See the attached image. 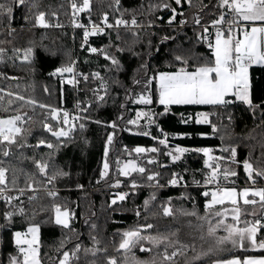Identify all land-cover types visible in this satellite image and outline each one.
<instances>
[{"label":"trees","instance_id":"1","mask_svg":"<svg viewBox=\"0 0 264 264\" xmlns=\"http://www.w3.org/2000/svg\"><path fill=\"white\" fill-rule=\"evenodd\" d=\"M34 3L37 5V13L45 11L49 15L57 14L58 19L63 22L69 18V7L65 0H26L23 5L14 0H0V5L12 8L9 15H0V96L3 97L0 112L6 117L21 115L24 118L25 123L21 127L25 132L21 140L26 144L23 148L12 146L8 157L0 153V161H3L0 166L8 169L9 189H12L7 191L8 195L17 192L19 188L26 189L28 183L33 185L36 189L34 192L37 193L34 201L29 200L33 195L32 191H27L20 200H14L12 205L0 203V225H3L0 227V264H9L10 258L19 255L14 243V233L24 232L30 225L40 227L41 264H59L63 253H72L77 246L81 251L76 253L78 258L71 259L70 264H108L111 258H115L117 264H133V258L143 264H152L153 261L155 264H212L213 257L192 263L188 261L200 244L193 239H184L187 224H191L190 221H203L179 215L181 209L195 210L201 216L206 215L205 204L208 197L202 195L204 191H208L204 188L203 179L206 170L205 156L189 151L178 163H166L164 167H160L158 163L155 166V163L148 164L144 155L139 162L134 149L161 147L166 151L176 146L188 149L211 148L228 160L232 159L230 153L222 149L235 147L236 162L224 163L222 166L237 172V176L230 178V181H235L230 184L237 188L249 185L243 168L244 161L252 163L254 168L264 169V67H252L250 70L251 95L255 108L229 98L233 102L227 106L171 105L170 111L165 115L164 106L158 103L156 82L153 80L146 87L149 78L161 72H175L180 67H187L192 71L197 64L212 61V50L202 39V29L227 9L217 7L218 0H192L191 5L186 0H182L181 5H176L175 0H120L119 9L115 0H93L91 19L94 24L100 23L107 14L109 23H114L119 17L135 18L140 26L134 29H107L104 34L91 40L95 47L102 48L120 61V68L116 69L104 57L89 56L84 50H80L82 31L69 35L58 29L50 32L21 29L26 24L35 23V18H27L33 15L36 8L33 7ZM164 4H168L169 8H163ZM173 8L178 15L169 25ZM196 18H199V24L194 22ZM34 37L43 39L44 44L35 49L31 62L24 61V52L30 47L29 42ZM164 37L169 39L164 40ZM118 48L123 51H117ZM177 55L185 57L188 64L182 65L176 61ZM72 63L75 72L96 70L102 74V79L79 81L73 87L61 82V78L50 75L57 68L73 65ZM9 77H16V80ZM136 81L140 83L137 84ZM102 83L106 85L107 91L101 86ZM4 91L13 93V96L4 94ZM142 94L151 96L150 105L135 102ZM16 95L23 96L24 100L15 99ZM100 96L104 99L100 100ZM9 100L12 101L11 106L8 104ZM28 100L36 103L29 104ZM76 102H81L86 108L81 115L82 119L72 136L67 140L61 138L57 141L43 129L48 109H42L39 105L63 109ZM5 108L8 110L3 111ZM142 110L152 115L154 123L142 120L140 127L134 128L128 121ZM201 113L210 116V123H195V118ZM184 120L189 122L184 123ZM47 122L58 127L50 119ZM113 123L117 125L116 129L108 126ZM80 124L85 125L84 129L80 128ZM213 127L216 128L215 132ZM144 131H148L150 135L139 134ZM165 133L168 148L158 142ZM109 134L114 135L112 144L108 146ZM40 140L56 147H35ZM106 147L110 150L107 157L104 155ZM105 158L111 170L117 159H123L136 160L146 168V172L117 178L110 172L101 179ZM34 161L47 163L49 176L61 170L67 175L58 176L49 184ZM154 173H159L158 181H148L147 175ZM174 174L185 176L188 186H166ZM13 179L16 180L15 185L11 183ZM133 181L137 184L136 188L131 186ZM117 182L120 185L113 186ZM157 182L161 186H156ZM255 185L264 187V179L256 177ZM48 191H54L56 196H49ZM117 194H127L126 199L119 201ZM153 196L157 201L155 207L152 204L154 200L151 199ZM113 199H117L116 204L111 203ZM145 201H149L147 206ZM169 201L177 212L174 217H165L161 211V205L168 204ZM57 205L73 214L70 228L65 229L54 223ZM16 206L23 207L25 215L14 216L9 224L3 214ZM137 212L140 214L137 215ZM154 212L155 215L150 216ZM148 224L153 227L140 231V227ZM130 230H138L141 235L152 237L168 235L178 230L177 236L171 239L187 245V249H178L182 254L177 255L178 258L173 261H164L162 256L165 247L168 252H172L173 247L168 244L154 247L148 240L140 241L130 252L118 251L122 233ZM183 231L185 232L182 233ZM259 236L264 239V229ZM141 247L150 251H141ZM85 249H94L96 254H86ZM253 255L264 256V251L240 252L243 257ZM229 256L231 255L228 253L216 258L224 259Z\"/></svg>","mask_w":264,"mask_h":264},{"label":"snow or ice","instance_id":"2","mask_svg":"<svg viewBox=\"0 0 264 264\" xmlns=\"http://www.w3.org/2000/svg\"><path fill=\"white\" fill-rule=\"evenodd\" d=\"M15 3L19 5L25 4L26 0H14ZM186 2L191 5L192 0H186ZM182 0H175L176 5H181ZM120 0H115V5L119 9ZM37 5L34 3L33 7ZM157 7H160L159 5ZM217 7L221 9H227L226 12H222L217 19L212 21V27L216 28L214 35V40L208 41V47L212 50V56L214 59L212 61H206L204 63L197 64L195 69L189 71L187 67H180L175 72H161L155 77L149 78L146 82V87L151 85L153 80L156 82L158 87V102L160 105L164 106V113L167 114L170 111L171 105H213V106H227L233 101L228 99L229 97H234L236 100L248 105L251 108L256 106L252 102L251 89L252 83L250 79L249 70L254 65L264 67V0H218ZM71 8L73 14L85 13L91 11V0H82L81 3H77L76 0H72ZM163 8H169L168 4H164ZM172 16L168 20V24L171 25L175 20L178 13L176 9H171ZM12 12V8H5L4 5H0V15H9ZM231 14V19H227L228 15ZM53 15H55L53 13ZM183 15V13H179ZM196 24L200 23L199 18L194 21ZM75 23V27L83 28V44L88 43L89 37L104 34L105 28H119L128 27L129 25L138 27V22L135 18L130 21L123 18L115 19L114 23H109L108 15L105 14L102 18L101 25L92 24L91 27H86L81 23ZM184 23V22H182ZM34 26L41 28H48L53 25L49 23L46 19V13L38 12L35 15ZM60 27L61 25H55ZM220 26V27H217ZM204 33H208V28L203 29ZM164 40L169 39V37H164ZM207 39V36L204 37ZM91 53H97L98 51L103 54L104 59L111 62V65L116 69L120 68V61L115 56H110L103 49L98 50L95 47H91ZM117 51H123V49H117ZM2 54V50H0ZM55 55V53H51ZM33 57V49H26L24 52V61L31 62ZM175 60L180 62L182 65H187L188 60L181 56H175ZM64 73H74V67L72 65L57 68L54 72L50 73L52 76L60 75L63 77ZM94 76L98 79H102L99 73H95ZM9 79H14L9 77ZM85 80L88 79L87 76L84 77ZM69 83H74V80H69ZM137 84L140 81H136ZM105 91H107L106 85L102 83L101 85ZM47 92V89H45ZM8 96H13V93L8 92ZM15 99L24 100L23 96L16 95ZM100 100L104 97L100 96ZM3 97L0 96V101ZM138 104L150 105L152 99L150 95H140L136 101ZM27 103L35 104L33 100H28ZM9 106H11L12 101H8ZM40 108L48 109V117L52 121H56L58 127L53 126V124L48 123L47 120L43 122V129L50 133L53 137L60 141L61 138L67 140L69 138L70 132L74 129L68 127L71 125L72 120H80L81 117H72L67 111L61 114V110L51 107L49 105L40 104ZM79 107V105H77ZM8 109H3L7 111ZM141 117H145L149 120V123H154L152 115L146 112H138L137 119L128 121L129 124L140 127L138 121ZM191 118H189L190 120ZM189 120H184V123L189 122ZM100 123V121H96ZM25 123L24 118L21 115H15L7 119L0 118V153L4 157L10 155V149L12 146H17L18 148H23L26 146L22 142L21 138L25 129L21 125ZM195 123H210L208 116L206 114H198L195 118ZM109 127L116 129L117 125L115 123L108 125ZM85 125L80 124V128L84 129ZM67 129V130H66ZM213 131L216 128L213 127ZM145 136L150 135L148 131L139 133ZM113 135L109 134L107 136V144L111 145L113 142ZM167 134H164V138L159 139V144L164 145L168 148ZM45 146L49 149L56 147L52 143L46 142L45 140H40L35 147ZM137 154L144 153L146 151H151L153 153L157 152L158 149L153 147L151 149H145L142 147H137L134 149ZM189 151H196L202 153L205 157H208L204 161L205 168L209 169V173L206 175L204 183L206 185H215V190L209 192L204 191L202 195L204 197H210L205 204L206 215L201 216L195 210L186 211L179 210V215L196 217L198 220L205 221L208 224L207 235L209 237L215 238L216 247L222 246L224 244H231L233 248H239L242 250H247L249 248L253 250H264V239L258 240V233L261 229H264V188H256V177L264 179V169L254 168L253 164L249 161L243 162V168L246 173L247 181L251 183L252 187H245L238 190L235 187H224L220 185L219 180L223 178L224 181H229L235 183V181H230L231 177L237 176V172L230 167H224L220 163L224 161L225 157L212 156L211 149L199 148V149H188L184 147H176L174 150L168 151L165 154L171 157L173 162L181 159L184 153ZM222 151L229 152L230 159L228 163H235V157L237 155L236 148H224ZM105 157L108 156V149L105 148ZM211 161V162H210ZM36 168L42 175H45L47 182L50 184L58 176L67 175L66 172L57 171L55 174L49 176L47 173L48 164L42 161H34ZM3 161H0L2 164ZM119 163V162H118ZM148 164L156 163L154 159H149ZM120 174L124 177H129L132 173L144 174L146 168L137 164L134 160H129L123 164V167L119 169ZM109 172V163L107 159L103 163V170L100 173L101 179L105 178ZM8 169L0 166V199L4 200L8 205H12L14 200H20V197L24 195L25 191H36L31 183L27 184V188H19L18 196L6 195V191H11L9 189V181L7 177ZM159 173L147 175L148 181H158ZM182 177L178 174H174L173 178L169 181L172 186L178 185ZM13 185L16 184V180L11 181ZM199 183V182H197ZM118 187L119 182L116 185ZM132 188H136L137 184L135 181L131 184ZM156 186H161L158 184ZM47 194L51 197H55L56 193L54 191H48ZM127 194H117V199L123 201L126 199ZM186 198V197H185ZM258 198V199H257ZM35 199L34 196H30L29 200ZM117 199L111 201L112 204L117 203ZM155 200L156 197H151ZM149 201H145L147 206ZM260 205V211L255 210V206ZM247 206H253L249 209ZM161 211L165 217H174L177 212L170 206V201L168 204L161 205ZM4 219L10 224L16 215H25V209L23 207H14L12 211H7L4 214ZM139 215V212H137ZM247 216H253L260 218L257 219H246ZM73 214L67 209L62 210L61 206H55V216L54 223L65 229L70 228V220ZM209 217L215 218L216 223L213 224ZM230 221V222H229ZM3 227V225H0ZM153 225L148 224L145 226L146 229H151ZM202 227V225H201ZM223 230L226 235L216 236L217 231ZM39 225H30L26 232L15 233V243L17 246L18 256L10 258L9 264H41L39 259ZM178 234V230L171 232L168 235H162L158 237L143 236L138 230H130L122 233V240L118 246V251L123 250L125 252H130L137 244L142 240H148L153 244L154 247H159L161 244H168L173 247L172 252H168L167 247H165L162 256L164 261H173L174 257L182 254L178 249H183L187 245L180 244L178 240L173 241L171 237H175ZM201 239H204L201 236ZM178 246V248H177ZM194 247V246H193ZM141 251H150L144 247L140 248ZM213 249H209L211 252ZM79 246L75 248L72 253L64 252L63 258L59 261V264H70L71 259L78 258L76 253L80 252ZM85 253L91 252L92 255L96 254L94 249H85ZM207 255L208 253H204ZM108 264H117L115 258H111ZM133 264H143V262L133 258ZM155 264V261L152 262ZM215 264H264V257L261 258H244L243 260L239 258H232L228 260H218Z\"/></svg>","mask_w":264,"mask_h":264},{"label":"rangeland","instance_id":"3","mask_svg":"<svg viewBox=\"0 0 264 264\" xmlns=\"http://www.w3.org/2000/svg\"><path fill=\"white\" fill-rule=\"evenodd\" d=\"M65 2H67V4H68V7H69V18H68V20L66 21V22H63V21H61L60 19H58V16H57V14H55V15H49L47 12H45V11H42V12H44V13H46V19L49 21V23L51 24V25H53V26H51V27H48V28H41V27H38V26H34V24H31V23H29V24H26L24 27H21V29H25V30H28V31H31V32H34V29L35 30H38V31H40L41 29H42V32H47V31H53V30H55V29H58L59 31H63V33H65V34H69V35H72L73 33H75V31H82L81 33H82V38H83V32H84V29L83 28H77V27H75V23L74 22H76V23H81V24H83V25H87L88 23H89V20H91L92 22V24H93V20L91 19V13H92V11H93V0H91V11L90 12H85V13H78V14H73V11H72V8H71V3H72V0H65ZM76 2L79 4V3H81L82 2V0H76ZM29 11L27 10V13H28ZM36 13H37V7L35 8V10L33 11V15L30 17V16H27V18L28 19H33V18H35V15H36ZM81 20V21H80ZM27 20H24V22H26ZM101 21H102V19H101ZM101 21H100V23H97L98 25H100L101 24ZM34 22H35V20H34ZM85 23V24H84ZM61 25L60 27H56L55 25ZM138 27H140V26H138ZM114 29H117V30H122V29H120V28H114ZM58 30H56V31H58ZM107 30V28L105 29V31ZM99 36H101V35H96V36H92V37H89V40H88V43L86 44V45H84L83 44V41H81V43H80V50H84L85 51V53L87 54V55H89V56H97V57H104L103 56V54L102 53H100L99 51L97 52V53H91L90 52V48L91 47H95L94 45H93V43L91 42V40H93V39H96L97 37H99ZM30 43V47H28L27 49H29V48H31V49H33V56H34V52H35V49L37 48V47H40L41 45H43L44 44V40L43 39H38V38H33L32 40H31V42H29ZM95 48H97V47H95ZM98 50H100V49H102V48H97ZM67 54V53H66ZM69 55H71V53L69 52ZM73 65V67H74V63H72ZM76 71V69H75V67H74V73H80V72H75ZM89 72H99V71H96V70H92V71H89ZM73 73V74H74ZM100 73V72H99ZM101 74V73H100ZM54 77H56V76H54ZM100 77H102V74H101V76ZM14 78V77H13ZM60 78V77H59ZM98 79V78H97ZM13 80H16V77L13 79ZM70 79H69V77H68V80H67V83H68V81H69ZM61 82H63L64 84H66V82H64L63 80H62V78H61ZM68 85V84H67ZM156 87H157V85H156ZM4 94H7L8 92L7 91H4L3 92ZM157 93H158V87H157ZM159 103V102H158ZM40 109V108H39ZM41 110V109H40ZM61 110V109H60ZM138 112H146V111H138ZM137 112V113H138ZM137 113L135 114V116H134V118L132 119V120H134V119H137ZM147 113V112H146ZM12 117V116H11ZM0 118H4V119H7V118H9V117H6V116H4L1 112H0ZM208 119H209V121H210V116H208ZM48 121V119H47V117H45V119H44V121ZM142 120H148L147 118H145V117H141L140 119H139V121H138V123H139V125H140V122L142 121ZM50 121H52V120H50ZM149 121V120H148ZM55 123H56V121H54ZM48 123H51V122H48ZM203 124V123H202ZM205 124H208V123H205ZM24 125V124H23ZM132 125V124H131ZM22 126V125H21ZM132 126H134V125H132ZM134 128H136V126H134ZM164 138V137H163ZM168 143V142H167ZM109 146V145H108ZM1 147V146H0ZM171 147V146H170ZM176 147H179V146H176ZM176 147H174V148H172V149H170L169 148V150H166V151H163L162 150V148L161 147H156L157 149H158V151L157 152H155V153H153V152H148V151H146V152H144V153H141V154H137V160L140 162L141 161V157H142V155H144L145 157H146V161H148L149 159H154L155 161H156V163H158V164H160V167H164V165L166 164V163H168L169 165H171V164H175V163H178L181 159H182V157H181V159L180 160H178V161H176V162H173L172 160H171V157H169L168 155H166L165 153L166 152H168V151H171V150H174ZM107 149H108V154L110 153V150H109V147H107ZM208 149H211V148H208ZM200 153V152H199ZM201 154V153H200ZM184 156H185V153L183 154ZM211 155L212 156H220V157H223L220 153H218V152H216V150H214V149H211ZM105 159H107V158H105ZM105 159H104V162H105ZM206 159H208V157H205V160ZM230 159H225L224 161H221L220 163L223 165L224 163H228V161H229ZM107 162H108V160H107ZM119 162V163H118ZM127 162V160H123V159H117L116 161H115V166H114V168H112V170H111V167H110V164H109V172H108V175H109V173L110 172H112V173H114V178H117V177H124V176H122L121 174H120V171H119V169L120 168H122L123 167V164L124 163H126ZM135 162L137 163V164H139L136 160H135ZM211 162V161H210ZM156 163L155 164H153V166H155L156 165ZM163 165V166H162ZM141 166V165H140ZM152 166V167H153ZM154 168V167H153ZM209 169H207L206 168V170H205V174H204V176H203V179L205 180V177H206V175L209 173ZM133 174V173H132ZM107 175V176H108ZM131 175V174H130ZM182 176V175H181ZM8 177V176H7ZM229 181H224L223 180V178H221L220 180H219V183H220V185H222V186H224L225 187V185H226V187H235V188H237L236 186H232V184H230V182L228 183ZM120 185V184H119ZM205 186H207V187H209L210 186V188L211 189H209V190H214V187H215V185H206L205 184ZM246 186H248V187H250V184L249 185H246ZM243 188H245V187H242L241 189H243ZM208 190V191H209ZM238 190H240V189H238ZM18 192V191H17ZM27 191H25V193H26ZM30 192V191H29ZM209 192H211V191H209ZM209 199H210V197H208ZM152 204L154 205V207L157 205V201L156 200H154V201H152ZM249 209H251L253 206H247ZM255 210L257 211V212H259L260 211V205L259 204H257L256 206H255ZM140 214V213H139ZM152 215H155V212L153 213V214H151L150 216H152ZM210 219H211V221H212V223L213 224H215L216 223V219L215 218H212V217H209ZM257 218H260L259 216H257V217H253V216H247L246 217V219H249V220H252V219H257ZM191 222V224L190 223H188L187 224V232L184 234V239H186V240H190V239H193V241L194 242H196L197 244H200V245H198L199 246V248L196 250V252L194 253V254H192V256L189 258V262H197V261H201V260H203V259H206V258H208V257H215V256H218V255H223V254H228V253H230V252H232V251H234V249L235 248H233L232 247V245L231 244H224V245H222V246H219V248H217L216 247V244H215V238H213V237H209L208 235H207V229H208V224L205 222V221H203L202 223L201 222H193V221H190ZM201 225H202V227H201ZM140 229V231H147V229L145 228V227H140L139 228ZM262 230V229H261ZM260 230V231H261ZM221 231H223L222 229L221 230H219V231H217V233H216V236H223V235H226V233L223 231V232H221ZM185 231H183L182 233H184ZM201 236H203L204 237V239H201ZM213 249L211 252H209V249ZM185 249H187V248H185ZM189 249V248H188ZM181 252V251H180ZM182 253V252H181ZM204 253H208L207 255H205ZM181 255V254H180ZM179 255V256H180ZM174 258H178L177 256L176 257H174ZM212 264H215V261L212 263Z\"/></svg>","mask_w":264,"mask_h":264},{"label":"built area","instance_id":"4","mask_svg":"<svg viewBox=\"0 0 264 264\" xmlns=\"http://www.w3.org/2000/svg\"><path fill=\"white\" fill-rule=\"evenodd\" d=\"M229 16V20L231 19V14H229L228 15ZM119 18H123V17H119ZM123 19H125V18H123ZM125 20H128V21H130L131 19H125ZM81 21V20H80ZM92 21L91 20H89V23L86 25V27H91V25H92V23H91ZM85 24V23H84ZM101 25V27H103V25L102 24H100ZM205 27H207L208 28V33H204V31H203V29L205 28ZM217 27H220V26H217ZM120 29H134V28H136L135 26H131V25H129L128 27H119ZM106 29V28H105ZM203 29H202V39H203V41H204V43L206 44V46L208 47V41L209 40H214V35H215V32H216V28H214V27H212V23H210V24H208V25H205V26H203ZM205 36H207V39H204V37ZM209 48V47H208ZM210 49V48H209ZM211 50V49H210ZM95 73H99V72H89V71H86V72H82V73H74V74H72V76H70L69 77V79L70 80H74V83H67V80H68V77H64V78H62V80L64 81V82H66V84H68V85H70V86H73V87H76L77 86V83L79 82V81H86L85 79H84V77L85 76H87L88 77V79L87 80H90V79H97L95 76H94V74ZM100 74V73H99ZM100 76H101V74H100ZM77 105H79V107H77ZM89 105H87V107H88ZM85 110H86V108H84L83 107V104L81 103V102H76V103H74L71 107H69V108H63V109H61V114L64 112V111H67L69 114H70V118H72V117H81V115L85 112ZM79 121L80 120H72V122H71V125H69L68 127H72L73 125H74V129L70 132V134H69V137L70 136H72L74 133H75V131H76V127H77V124L79 123ZM67 130V129H66ZM179 177H182V179L180 180V182L178 183V185H176V186H172V185H170L169 184V182L167 183V185L166 186H168V187H171V188H184V187H187L188 186V181H187V179H186V177L185 176H179ZM249 184H250V187H252V185H251V183L249 182ZM204 188H206V189H211L210 188V186L209 187H207V186H205ZM264 188V187H263ZM214 190H215V187H214ZM209 191H212V190H209ZM8 192L6 191V195H8L7 194ZM33 193V195L32 196H34L35 198L37 197V193L36 192H32ZM26 193H24V195H25ZM19 195V192H14L13 194H11V196H18ZM23 195V196H24ZM23 196H21L20 197V199L23 197ZM30 201H34V199L33 200H30ZM1 202H3V203H5V201L4 200H2V199H0V203Z\"/></svg>","mask_w":264,"mask_h":264},{"label":"crops","instance_id":"5","mask_svg":"<svg viewBox=\"0 0 264 264\" xmlns=\"http://www.w3.org/2000/svg\"><path fill=\"white\" fill-rule=\"evenodd\" d=\"M214 58V57H213ZM253 67H257V68H261L260 66H257V65H254ZM250 70H251V68H250ZM250 70H249V73H250ZM250 79H251V74H250ZM229 98H233L234 99V101L236 102V103H242V102H240V101H238V100H236L234 97H229ZM228 98V99H229ZM251 98H252V95H251ZM244 104V103H243ZM225 187H226V185H225ZM242 187H248V186H242ZM241 187V188H242ZM255 187L256 188H263L262 186H257V185H255ZM241 188H237V189H241ZM209 199V198H208ZM258 199V198H257ZM230 222V221H229ZM27 231V230H26ZM26 231H24V232H26ZM221 232H223V231H221ZM260 232L258 233V240L260 239ZM14 243H15V233H14ZM16 244V243H15ZM39 245H40V232H39ZM242 251H248V252H257V251H264V250H253V249H251V248H249V249H247V250H242V249H239V248H235L234 249V251H232V252H230L229 254L231 255V256H229V257H227V258H224V259H217L216 257H218V256H215V257H213V260H212V263L215 261H218V260H228V259H232V258H239V259H241V260H243L244 258H249V257H251V258H261V257H264V256H259V255H253V256H240V252H242ZM224 255H226V254H224ZM224 255H222V256H224Z\"/></svg>","mask_w":264,"mask_h":264},{"label":"water","instance_id":"6","mask_svg":"<svg viewBox=\"0 0 264 264\" xmlns=\"http://www.w3.org/2000/svg\"><path fill=\"white\" fill-rule=\"evenodd\" d=\"M73 73H64L63 77H61L60 75H56V77H60V78H64V77H70L72 76Z\"/></svg>","mask_w":264,"mask_h":264}]
</instances>
